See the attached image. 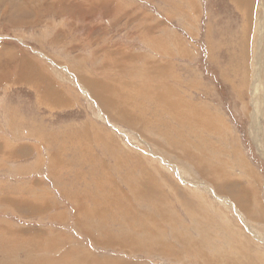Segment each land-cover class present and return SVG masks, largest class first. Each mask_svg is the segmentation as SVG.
Masks as SVG:
<instances>
[{
    "label": "rangeland",
    "instance_id": "1",
    "mask_svg": "<svg viewBox=\"0 0 264 264\" xmlns=\"http://www.w3.org/2000/svg\"><path fill=\"white\" fill-rule=\"evenodd\" d=\"M6 247L264 264V0H0Z\"/></svg>",
    "mask_w": 264,
    "mask_h": 264
},
{
    "label": "bare ground",
    "instance_id": "2",
    "mask_svg": "<svg viewBox=\"0 0 264 264\" xmlns=\"http://www.w3.org/2000/svg\"><path fill=\"white\" fill-rule=\"evenodd\" d=\"M96 93H97V92H96ZM100 94H101V93H100V91H99V93H98L99 97H101ZM102 102H103V101H102ZM8 119H9V118H8ZM111 125H112V124H111ZM118 130H119V129H118ZM23 153H24V152H23ZM53 163H54V162H53ZM58 167H59V166H58ZM134 186H135V185H134ZM145 190H146V189H145ZM5 198H7V197H5ZM13 198H14V197H13ZM21 202H22V201H21ZM12 203H13V202H12ZM54 204H55V203H54ZM55 205H56V204H55ZM47 206H48V205H47ZM42 207H43V206H42ZM155 207H156V206H155ZM156 213H157V212H156ZM158 213H159V212H158ZM158 213H157V214H158ZM142 216H143V215H142ZM149 217H150V216H149ZM142 218H143V217H142ZM143 219H144V218H143ZM149 219H150V218H149ZM155 221H156V220H155ZM144 229H145V228H144ZM155 234H156V233H155ZM155 234H154V235H155ZM31 236H32V235H31ZM31 236H30V237H31ZM28 237H29V236H28ZM3 239H4V243H5V245L2 244L3 247H5V246H7V245H9V244H12V240H10L9 237H4V236H3ZM111 239H112V238H111ZM111 239L109 240V239L107 238V240H109V242L112 241ZM23 240H24V239H23ZM28 240H30V238H29ZM28 240H27V238H26V242H27ZM24 242H25V241H24ZM178 242H179V241H178ZM19 243H21V240H20ZM32 243H33V242H32ZM32 243H31V244H32ZM37 243H38V242H37ZM22 244H23V242H22ZM126 244H128V243H126ZM158 244H159V243H158ZM179 244H180V243H179ZM24 245H25V244H24ZM34 245H35V244H34ZM69 245H70V244H69ZM39 246H42V245H39ZM3 247H2V248H3ZM25 247H26V246H24V248H25ZM44 247H45V246H44ZM78 247H79V246H78ZM168 247H169V246H168ZM27 248H28V249H27ZM4 250H5V251L2 252V254L4 253V255H3L2 259H1V262H4V260L6 259L5 252L7 251V247H6ZM28 250H29V251H28ZM34 250H35V249H34ZM52 250H53V249H52ZM195 250H196V249H195ZM26 251H27V255H28V252H30V253L32 252V250H31L30 247H26ZM71 251H72V250H71ZM75 251H76V250H75ZM50 252H51V251H50ZM52 252H53V251H52ZM52 252H51V253H52ZM67 252H68V251H67ZM174 253H175V252H174ZM2 254H1V255H2ZM7 254H8V253H7ZM72 254H73V252H72ZM18 255H19V254H18ZM30 255H31V254H30ZM52 255H53V254H52ZM86 255H87V254H86ZM16 256H17V255H16ZM55 256H56V255H55ZM90 256H91V254H89V257H90ZM39 257H40V256H39ZM56 257H57V256H56ZM89 257H88V258H89ZM212 257H213V256H212ZM36 258H37V257H36ZM57 258H58V257H57ZM86 258H87V256H86ZM215 258H216V257H215ZM211 259H212V258H211ZM213 259H214V258H213ZM6 260H8V258H7ZM21 260H22V259H21ZM34 260H35V259H33L32 256H31V259H30V260H26L25 263H26V264H34V263H35ZM90 260H92V259L90 258ZM262 260H264V258H263ZM8 261H9V260H8ZM11 261H13V260H11ZM38 261H39V262H38L37 264H44V259L41 258V259L38 260ZM87 261L89 262V259H88ZM213 261H214V260H213ZM81 262H82V264H83L84 261L82 260ZM96 262H97V264H98V263L101 262V261H99V262L96 261ZM206 262H207V261H206ZM1 264H2V263H1ZM4 264H7V263L4 262ZM68 264H69V263H68ZM85 264H86V263H85ZM94 264H95V262H94ZM101 264H105V263H102V262H101ZM214 264H215V263H214ZM238 264H239V263H238Z\"/></svg>",
    "mask_w": 264,
    "mask_h": 264
}]
</instances>
